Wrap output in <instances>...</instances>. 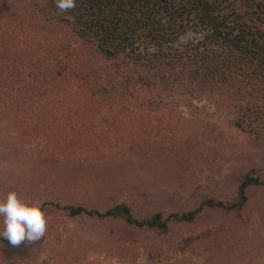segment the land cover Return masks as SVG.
I'll return each instance as SVG.
<instances>
[{
    "label": "rangeland",
    "instance_id": "1",
    "mask_svg": "<svg viewBox=\"0 0 264 264\" xmlns=\"http://www.w3.org/2000/svg\"><path fill=\"white\" fill-rule=\"evenodd\" d=\"M0 32L19 47L49 50L51 64L13 76L18 65L2 57L0 104L13 100L5 104L14 114L25 95L41 102L27 115L16 112L19 125L0 119V199L16 191L38 206L106 211L126 204L141 217L167 216L207 200L226 205L244 173L264 175L263 125L244 117L239 101L251 95L243 77L236 92L171 72L147 75L153 90L134 80L128 88L129 69L119 73L93 54L78 64L71 53L81 42L69 27L46 23L19 0H0ZM138 49L155 52L149 42ZM61 65L76 67L63 74ZM45 217L44 241L13 258L1 244L0 264H264V187L252 189L241 209L206 208L165 235L51 206Z\"/></svg>",
    "mask_w": 264,
    "mask_h": 264
},
{
    "label": "trees",
    "instance_id": "2",
    "mask_svg": "<svg viewBox=\"0 0 264 264\" xmlns=\"http://www.w3.org/2000/svg\"><path fill=\"white\" fill-rule=\"evenodd\" d=\"M19 1L46 23L69 27L81 42L80 49L71 53V58H76L78 64L89 61L93 54L114 63L119 73L129 69L132 73L128 76V88L134 80L136 85L153 90L156 83L147 75L171 72V76L181 75L207 84L230 86L231 89L234 85L233 91L236 92L235 87L240 86L238 79L243 77L244 86L251 95V98L239 101L244 117L251 125L260 122L264 130V0H76V8L65 14H58L55 0ZM189 33L194 38L182 47L176 45L182 36ZM141 41L149 42L155 47V52L137 50ZM3 56L8 59L7 63L18 65L13 76L24 75V72L33 75L38 69L49 71L46 68L51 65L48 64L49 50L44 55L33 46L19 47L15 41L9 42L5 32H0V66ZM75 67L61 65L57 71L66 74L68 69ZM49 93L47 91L46 95ZM39 96H45V93ZM16 97H21L18 92L13 99ZM40 102L38 98L33 103L25 95L20 99L21 105L16 112L27 115ZM5 103L0 104V119L7 118L18 124L16 112L12 114L9 111H14L8 106L13 100L7 102L8 105ZM30 106L33 109L28 112ZM236 126L244 130L240 123ZM262 187L264 175L250 170L240 177L238 194L233 202L225 205L222 201H202L194 210L167 216L157 212L141 217L126 204L106 211L60 205L53 201L40 207L45 215L51 206L72 218L86 216L97 220H123L136 228L165 235L172 224L191 223L206 208L241 209L249 202L250 191ZM43 241L44 237L34 244L13 247L0 238V245L6 256L13 258L24 255L33 245Z\"/></svg>",
    "mask_w": 264,
    "mask_h": 264
},
{
    "label": "clouds",
    "instance_id": "3",
    "mask_svg": "<svg viewBox=\"0 0 264 264\" xmlns=\"http://www.w3.org/2000/svg\"><path fill=\"white\" fill-rule=\"evenodd\" d=\"M55 4L58 14L76 8V0H55ZM0 217L3 218L0 237L13 247L34 244L45 236L47 219L44 211L38 205L21 200L16 191H9L0 199Z\"/></svg>",
    "mask_w": 264,
    "mask_h": 264
}]
</instances>
